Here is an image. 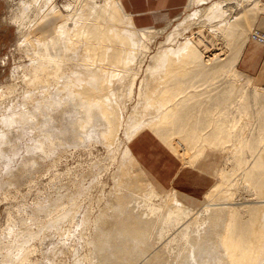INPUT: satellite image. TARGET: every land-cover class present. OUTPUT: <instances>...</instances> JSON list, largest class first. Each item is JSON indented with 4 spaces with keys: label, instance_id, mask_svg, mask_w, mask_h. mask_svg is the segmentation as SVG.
<instances>
[{
    "label": "bare ground",
    "instance_id": "obj_1",
    "mask_svg": "<svg viewBox=\"0 0 264 264\" xmlns=\"http://www.w3.org/2000/svg\"><path fill=\"white\" fill-rule=\"evenodd\" d=\"M42 1H43V3H42ZM55 1L56 0H31V3L23 4L22 16H25V14H26L27 15L26 17H28V13L31 12V10H33V9H36V11H37L36 18L32 21V25H31L32 27H34L35 25L37 26L38 24H40L41 22H43L49 18L51 19V17H53V18L56 17L59 14L61 9H63L67 13L65 16L66 18L57 23L55 33L52 36H50L49 38H46V39H44L40 36L37 39L34 38L36 40V43H34V44L32 43V45H31L34 52L32 54L31 68L29 71L35 73V77H37V73H39V71H43V70L44 71L45 70L50 71L51 70L53 73V77L50 73V75H51L50 79L53 78L54 79L53 82L57 81V84H58L59 79L65 78V76L63 78H61L60 75H58V72L62 73V70H65L66 72L68 71L69 73H70V71L74 70V74L76 75V73H77L78 75L74 76V78H73L69 74L67 75L68 72L63 74V75L66 74L67 77L70 76V78L68 77L69 82L71 83L73 81V83L76 85H73V84H72L73 86L71 84H65L64 85L62 83L64 85L63 87H60V89L57 88L58 90H56V89L52 90V88H54L55 84L52 85L53 83L52 84L50 83L51 85H47L48 84V81H47V84L43 85V83L41 84V81H38L39 83H36V84L41 85L40 86L41 91H42V89H44L43 90L44 92L41 93L42 95H40V98H39V94H36V93L30 94L29 93L30 96H28V97L31 99L32 102H34L35 106L37 104V106L39 105L42 109H44L45 107L48 108L52 112L53 116L52 115L45 116L40 111H38L41 113V115L39 113V116L42 118L32 116L33 115L32 110H31V113L27 111V112H25L26 114L22 115V116H19V115L18 116L9 115L6 117L3 116L4 119L3 118L2 119H3L4 125H6V127L12 126V125L14 126V124H16L17 122L22 123L21 120L22 121L26 120L29 124L32 123L31 126H34L36 124L35 125V127H36L38 124L42 125V123L39 122L40 120L43 121V128H41L42 126H40V125H38L36 127L38 129L40 128L39 130L37 129V131L39 133V136L37 137L38 140L36 142H32V145H30L31 143H29L30 146L28 145L29 146L28 150L34 151L35 149L40 148L46 154L51 153L53 151V149H52L53 146H56V142H55L56 136L47 132V130H49L48 127L52 121L53 122H55L57 120L64 121L65 118L70 119L71 121L78 119V120L74 121L73 123H76L78 121V125L79 126L81 125V127L83 129H85V133L82 134V135L85 134V136H83L84 139L85 138L86 139H92L94 137H95L94 139H96V137H98L99 134L102 135L103 132L105 133V134L103 133V135H106L104 137L106 139H109L110 137L107 138V136H112L116 130L118 131V124L121 121L120 118L122 115L120 116L121 110L119 109V103L118 102L120 101L123 104V107H125V105L127 103V101H125V100L127 99L128 101H130V99H132V97L134 96V93H137V92H138V96H139L140 101L146 100V98H147L146 96L148 95L147 91L145 90L147 78L149 79L153 75H155V74L160 75L161 73H163V75H161L162 78L160 79L161 87L158 88V90H160V91L157 92V90H156L155 94H157V96H155V94H154V96L156 97V101H158V102H156V101L155 102L157 104L159 103L158 107L164 106V108H160V109H162V113H160L161 114L160 118H159V116H160L159 114H158L159 116H157L159 118V120L156 121L157 118L153 117V116H155L153 114L152 117L155 118V120H154L155 124L151 123L154 121H153L152 117H150V120L147 119V121H149L147 125H149V123H151L152 125H150V126L156 132H158L162 135L166 134L167 131L170 132V131L174 130V128H177L178 131L180 130L178 132V135L181 133V131H182V133L184 132V134L186 133L187 135H192L191 138L192 137L194 138L193 143L197 147L196 143L199 142L202 139L203 135L206 134L205 133L202 135V137H200L199 133L201 132V134H202V132L207 130L209 128V126H211V125L207 124L210 121L207 122V120L203 119V117L201 120V116L203 114H200L201 115L200 117H195V115H193L192 113H189L187 111L188 110L187 109L188 108V105H187L188 100H190L191 98H195L193 100L198 99L200 101L201 98L199 99V98H197V96L199 97L200 94L204 93L205 91L203 90L204 92H201L202 90L199 87H201L202 84H204L205 82L209 81L207 78H209L210 80H215L214 78L217 77L219 82H220V83L219 82L218 83L221 84V81H222V84H224L223 81H226L227 83L229 82V80H230L229 76L230 77L232 76L235 79L238 76L242 77V75H243V73H241L237 69L236 61H238L237 59H238L244 45L246 44L245 43L246 39L244 37H243L244 39H242V38L240 39L239 36L241 33H243V31H244L243 28L244 27L247 28L246 21L248 20V17L246 16V14H248V13L245 12L246 14H244V12H242L241 14L237 13L235 15H232L234 10L232 11L231 8L234 7V5L237 3L236 1H238V0H220L213 7L209 8V9L204 8L200 12L198 11L199 13L195 12L196 14H193L192 16H190L191 18L187 22L188 24H191V23H195V21L199 20L200 24H204L206 21L205 20L206 18L218 16L219 14L221 16L222 10L227 11V13L229 14V17L227 18L228 19L227 22H225L226 24L222 26V28H221L222 32L220 33V35L223 36V38H228V39L235 37L236 40L235 39L234 40L236 42L238 40V42L235 43V44H237L236 49H235V46L233 47L235 49V51H234L235 53H234L233 57H231L228 60L231 62L230 64L227 63L228 62L227 59L225 60L224 58H221L218 54L209 58V59H205L203 57H202L203 58L202 59L201 58L202 49H201L200 43L195 42L192 39L188 38L189 40L186 43H184L183 45L179 46L178 49H173V47L171 49L162 47L155 55H153L151 57L152 58L151 63L147 66L146 69H144L142 74H141V69H142L143 62H144L143 56H146V52L149 48V47H147L146 42H150L156 37L155 29H153V28L136 29L132 23L130 16H128L127 14H125V15L128 18V26H129V28H131L129 34L131 35V33H133L134 31H137L139 38H135V36H133V35L132 36L128 35V32H126L122 28H119V27L115 26L114 24H112L116 21V19L113 22V20H111L112 19L111 16H114V14L116 13V7L120 8V9L122 8L121 1L118 2L119 3L118 5L113 0H105L101 4L96 3V1H94V0H84V1L79 0L78 4L76 1L75 3L66 2V3H63L61 5H57L55 3ZM200 1L201 0H194L193 2L198 3ZM204 2H206V1H204ZM255 2L260 5L259 7H262L260 0H255ZM248 9H250V11H251V9H252V11L255 10V8L253 6L251 8H248ZM257 10H259V9H257ZM195 11H197V10H195ZM78 12H81L82 20L77 19L76 15L78 14ZM248 12H249V10H248ZM254 13L255 12H253L251 14V16H253ZM250 19H253V18H250ZM248 21H250V20H248ZM115 23H117V22H115ZM211 23H214V22H211ZM210 25H212V24H210ZM238 32H239V36H238ZM236 34L238 37L234 36ZM216 35H218V33ZM243 35H244V33H243ZM237 38H239L240 41ZM81 47L85 50L84 55L82 56L83 58H81L79 56V53H77V51H74V50H78ZM165 47H167V46H165ZM135 48H140V51H141L140 55H142L140 60L138 61V63H136L138 58L136 59L137 53L135 51ZM206 57L208 58V56H206ZM135 63L137 64L136 70L132 73H128L126 76L124 75L125 76L124 78H121V80L118 83H116L115 86H112V83H111L112 79L111 78H112V75H114V72L116 73L118 71V68H120V67L124 68L125 65L130 66V65L135 64ZM227 66H231V70H230L231 73L228 72L227 70H226L227 72H225L224 69ZM49 71H47V72H49ZM65 71H63V72H65ZM72 74H73V71H72ZM209 74H211V76ZM47 75H48L47 77H49V74H47ZM212 75H214L215 77L213 78ZM121 77H123V76H121ZM138 78L140 80V83L138 86V90L137 89L135 90V85H136L135 83L138 80ZM233 78H231V79H233ZM65 79H63V81ZM71 79H72V81H70ZM205 79H207V81H203ZM247 79L248 80H247L246 84H243V85L241 84V86H239L240 88H238V86H237V89L239 90L238 95L236 94L237 97L232 98L231 96H233L235 94L231 95V93H230L229 97H231V99H233V101L232 100H230V101H232L235 104V107H233V103L231 102L232 108L230 109V111H232L235 108L234 109L235 112L233 110L234 113L231 114L230 116H229L230 111L227 109L229 111V112H227V110H226V107L228 105H224V104H228V103H226V101L229 102L227 99H225L226 94H225V98L223 97L224 94L222 96L226 101L221 102V100L223 101L221 96H219L220 97L219 100L220 99L221 100L220 101L218 100L219 102L223 103V105L220 103L222 105L221 109H223V110L219 109L220 104H219V102H216L217 100H215V97L213 96L215 101L212 100V101H214L212 104L214 105V103L216 102V105H218V107L216 105H214L217 107V110H218V113H217L218 117H217V119H215V121H217V124L218 123L219 124L218 125L215 123L213 124V126L216 125L214 127L215 130H212L213 126L210 127V128H212L211 129L212 132H211V130L210 131L208 130L211 133L206 134V136H208V137H206L205 140H208V143H210L212 146H213V144L219 145V146L220 145L223 146L225 144L227 145V143H229L228 140H230L229 136L231 134H233L232 135L233 138L231 136L230 137L232 139H234V135H235L234 132H236V135H235L236 138L235 139L237 140V137H238V140L235 142H234V140L232 141L234 143V146L232 145L234 148H232V146H231V150H233L232 152H234V154H235L234 159L237 160L236 165L242 166V167H241V169H240V167H239V169L237 168L239 170V172L237 170V173L236 172H234V173H235V175L240 173V175H241L240 177H241V180H242L243 186H244V191L245 190L248 191L249 194H251V196L253 198L252 199L246 198L247 200L246 199L244 200L243 199L244 197H243L242 198L243 201L241 200L242 202L238 203V204L235 202L233 203V201L229 202L230 201L229 199H223V201L228 200V203L227 202L225 203V201L224 202H222V201L216 202V203L214 201L213 202L210 201V203L208 202L207 205L203 209L199 210V212H196V213L192 208L187 207L180 202L176 203L174 201L176 203L175 204L171 200L172 204L173 205L175 204L176 206L174 205V207H172L169 204L170 209L167 208L168 210H166V213H164L163 211L166 207L163 209V206L165 204L161 205V203L160 204L154 203L155 199H157L156 197L158 196V193L154 190H151V191L149 190V193L147 192L148 194L143 196L142 204L144 203L143 205H145V207L146 206L148 207V209L151 211L150 214L152 216H154V215L156 216V223L155 224L158 223L159 226L154 225V226H152L153 228H150V226H151L150 222H148V221L144 222L142 220H139V218L137 216L132 221H130V226H131L130 228H127V226H126V228H124V229H121V230L118 229L119 231H117L116 234L107 233V232H104L103 230L99 229V233H97V237L95 236L96 238L94 237V241L100 242L101 244L95 245L96 243H94V241H92V243H94V246H92L91 253H90V255H88V261L84 264H93V262L95 260L94 258H97V257L101 258L100 262H103L101 264H113L114 263L113 259H115V258H116L115 260H116V262H118V264H128L129 262L133 261L132 259H129L130 257L133 259L136 258L135 260L138 261V262L134 261L131 264H141L142 262L143 263L146 262L145 264H157V263L162 261L161 259H162L163 255L159 254L160 252L159 253L156 252L157 254H154V256H153L154 259L150 263L148 261V259L150 258L151 254L149 252H147V250H143L140 248L141 247L140 244H142V243L147 244L150 242L149 240L152 239V237H153L152 235L155 232L154 231L155 229L157 231V235H156L155 240H158V244L163 245L165 243V246H169V245L171 246V244H173V243L174 244L179 243V242L182 243V241H183V243L185 241V242H188V244H190L189 250L187 249V251H189V252L185 257V260H183L182 258H180V259H182V261H180L179 259H178L179 261L175 259L176 264H264V155H263L264 153L262 151L264 149V89H261V87L253 84L254 78L247 77ZM236 80H238V79H236ZM45 83H46V81H45ZM218 83H217V85H218ZM219 86L221 87L223 85H219ZM226 87L227 86H225V88ZM229 87H231V86H229ZM229 87H228V90L230 89ZM235 87L233 86L232 89ZM38 88H39V86H38ZM222 88H224V87H222ZM202 89H205V88H202ZM216 89H219V88H215L214 91H216ZM232 89H230V90L232 91ZM208 90L212 91V88L211 89L209 88ZM214 91H212V93ZM219 91H220V89H219ZM221 91H222V89H221ZM221 91H220V95L222 94ZM222 92L225 93L224 91H222ZM226 93H227V90H226ZM233 93H235V92H233ZM144 94H145V99H143ZM207 94L210 96V93H207ZM218 94L219 93L217 92V94H216L217 99H218V97H217ZM227 94L229 95V92ZM204 95H205V93H204ZM152 96H150V99ZM80 98H83L85 100H80ZM210 98L211 97H209V99ZM206 99L207 98H205V100ZM209 99H208V101H209ZM248 99L250 100L249 105L250 106L252 105L251 108H252L253 114L251 115V118H248V117H250V115L248 116L247 114H250V113H248V107L245 106L246 104H248V101H249ZM153 100H151V101H153ZM199 101H198V103H199ZM210 101H211V99H210ZM246 101H247V103H246ZM131 102H132V100H131ZM146 102H143V103H146ZM150 102H147V103L149 104ZM155 102L153 105H155ZM191 102H192V100H191ZM196 103H197V101H195V104ZM70 104H71V107H72V105H79V106H81V109L79 108L80 110H77V107H79V106H77V107L75 106L76 107L75 111H73V109H72V112H71V111H69V109H67L68 107L71 108L69 106ZM141 104H138V105H141ZM160 104H162V106H160ZM153 105H151V106L153 107ZM191 105H194V104H191ZM200 105H202V104H200ZM208 105H210V104L208 103ZM231 105H229V108L231 107ZM155 106H157V105H155ZM195 106H197V105H195ZM204 106H205V104H204ZM223 106H224V108H222ZM152 107H151V110H153V109L156 110L155 107H153V108ZM189 107H191V106H189ZM41 108H40V110H41ZM193 108L195 109V107H193ZM201 108H203V107L201 106ZM209 108H210V106H209ZM197 109L202 110L203 113L206 112V111H204L206 108L200 109V107H196V110ZM38 110H39V107H38ZM49 110L48 111L46 110V111L50 112ZM69 112H71V113H69ZM152 112L154 113V111H152ZM155 112H157V111H155ZM20 113H21V111H20ZM22 113H24V112H22ZM55 113H61V114H57L58 117L60 115H63L62 113H68V114L73 113V114H77V116L72 114V115H69V117H68V115L66 116L64 114L66 117L63 118L64 120H62L61 117H64V116H60L59 118H57L54 116ZM141 113L144 116L145 115L144 113H146V112H141ZM230 113H232V112H230ZM36 114H38V113L36 112ZM49 114H51V113H48V115ZM78 114H81V117H78ZM195 114L197 116H199L198 111L195 112ZM206 114L208 115V113H206ZM43 115H44V118H43ZM148 115L151 116L150 114H148ZM245 115L248 117H244ZM144 119H143V122L146 123V121H144ZM211 119H208V120H211ZM205 120L207 123L205 122ZM226 120L229 121V122L227 121L228 124L226 123ZM66 121H68V120H66ZM220 121H223V123H220ZM27 122H26V124H27ZM136 122L138 123L137 120H136ZM136 122H134V124H136V127H137L139 124L137 125ZM143 122H141V123H143ZM60 123H63V122H60ZM64 124H65V122H64ZM144 124H142L141 126H143ZM220 124H222V125H220ZM225 124H226V127L228 129H230V128L233 129V130L231 129L233 131V133H231V134L226 133L225 134V132H226L225 131L226 130ZM101 126L105 128V129H103L105 131L100 132ZM145 126H146V124H145ZM132 127H133V124H132V126L130 125L128 130L131 131L130 128H132ZM56 128L54 127V129H56ZM58 128H60V127L58 126ZM134 128H135V126H134ZM54 129L52 128V130H54ZM64 129L68 130L67 128H64ZM177 130H174V132ZM37 131H35V132H37ZM50 131H51V129H50ZM138 131H140V130H138ZM138 131H135V132L137 133ZM247 131L251 132V134H249V132H248V134L251 135L252 137H248L247 134L245 135V133H247ZM3 132H6V131H3ZM57 132L59 134H62L59 131H56L54 133H57ZM187 132H189V133H187ZM32 133H33V131H32ZM6 134L5 133L0 134V145L2 143H5ZM135 134L132 135V133H131V134H128V136L130 137V135H132L134 137ZM173 134H175V133H173ZM101 135L98 138L102 139L103 135H102V137H101ZM175 135H177V133ZM175 135H173V136H175ZM167 136H169V135H167ZM133 137H131V138H133ZM181 137L178 139H176L177 136L173 137V138H175L176 140L179 141V139H181ZM170 138H172V137H170ZM198 138H201V139L199 140ZM7 139H9V138H7ZM182 139H181V141H182ZM59 140L61 141V139H59ZM127 140L129 141V139H127ZM168 140H169V137H168ZM183 140H185V138ZM195 140L197 142H195ZM203 140H204V138H203ZM188 141L189 140H187V144H188ZM61 142L63 143V141H61ZM66 142H67V140H66ZM172 142H169V143L172 144ZM191 142H192V139L190 140L189 144H191ZM6 143H7V141H6ZM57 143H59V142H57ZM177 143L181 144L180 142H177ZM203 145H205V143L201 144L202 147H204ZM179 146H181V145H179ZM189 146L190 147H188V148H190V149L195 148V147L192 148L191 145H189ZM206 146H208V145H206ZM219 146H217L218 150H219ZM214 147H216V146H214ZM126 148L127 147L125 146V151H126ZM198 148H200V147H197L195 150H197ZM221 148H224V147H221ZM225 148L227 149V146ZM127 152L131 155L128 148H127ZM187 153L189 154V152H187ZM243 153H245V154H243ZM246 153H247V155H246ZM242 155H244V156H242ZM6 156H8V155H6ZM2 157L3 156H1L0 158H2ZM5 159H7V158H5ZM7 167H9V166H7ZM231 175L229 174V177ZM224 177H227V176L225 175ZM233 177H234V174H233ZM229 180H231V179H229ZM229 180L226 179V181H229ZM236 180L237 179H235V181ZM241 180H239V181L237 180L238 183L233 182L232 185L235 186V184H239V182H241ZM228 185H230V184H228ZM214 188L212 189L211 192H213V190H215ZM211 192L209 191L208 195L212 197V194L214 192L213 193H211ZM236 192H237V190H236ZM248 192H247V194H248ZM210 193H211V195H210ZM234 194H232V197H234L233 196ZM221 196H223V195H221ZM250 197H248V198H250ZM233 199H231V200H233ZM220 200H222V199H220ZM163 201H161V202H163ZM73 203H75V201H73ZM75 204H73V205H75ZM225 205H227L229 207L227 208V206L225 207ZM76 206L77 205L73 206V208H75ZM222 206H224L225 208ZM66 207L67 206H64L63 208L65 209ZM64 209H62V211ZM65 210H68L67 213L69 212V209H65ZM65 210L62 212L63 214H60V215L64 216V215H68L71 212L74 213V211H72L70 209L71 212H69L68 214H66V213L64 214V212H66ZM46 211H47V209H46ZM49 212H51V211H49ZM162 213H164V214H162ZM60 215L59 214L57 215L58 217L56 218V220L59 218ZM70 215H68V216H70ZM72 215L69 218L70 222L75 220V218H73ZM85 215H87V213ZM122 215H123V213H122ZM146 215L147 214H144L143 216L146 217ZM68 216H66V217H68ZM73 216L76 217V215H73ZM88 216L89 215L85 216V218H88ZM143 216H142V218H143ZM60 217H62V216H60ZM64 218L65 217H62L63 220H64ZM85 218H84V220L88 221V219H85ZM89 218H90V216H89ZM59 219L62 220L61 218H59ZM59 219L57 221H60ZM127 219L129 220L130 218L128 217ZM146 219H148V218H146ZM54 220H55V218H54ZM63 220L60 222H64ZM81 220H83V218ZM84 220H83V222L80 223V225L82 224L83 227L86 226V221H85V226H84ZM65 221H67V219ZM52 222L55 223L56 221L52 220ZM206 223H207V225L209 223V227L207 228L208 230L204 234H202V232L205 230L204 229L205 225H203V224H206ZM51 224L53 225V223H51ZM61 224L62 223L58 224V226ZM202 225L204 226V228L202 227ZM58 226H57V228H58ZM120 228H121V226H120ZM68 234H69V232H68ZM113 235H115V236H113ZM111 236L113 237V239H111ZM111 241L117 242V243L120 242V243L114 244ZM14 242H15V240H14ZM12 244H11V246H12ZM185 244H187V243H185ZM188 244H187V246H189ZM179 245H180V243H179ZM183 246H184V244H183ZM120 247H125V249L124 250L123 249L122 250H116V248L120 249ZM175 247H177V246H175ZM11 248H13V246ZM19 248H21L20 252L18 251L17 255L15 253L14 258L10 257L11 260L7 259V260H9L8 262H12L13 264H23L26 261L28 254H29L28 248L25 249L22 245H20ZM19 248H18V250H19ZM126 248H129V249H126ZM168 248H166V249H168ZM95 249H97V252ZM172 250L170 249V251H172ZM218 251L223 253V254L221 253L222 256L220 255V253ZM216 252H218L217 254H219V256H221L220 259H219L218 255H217V257L214 256V254L216 255ZM171 253H169V254H171ZM176 256H178V254ZM213 257L218 258L219 261L218 262L216 260L214 261ZM119 258H121L123 261H120L121 259H119ZM91 259H94V260L92 261ZM168 260H169V258H168ZM94 264H95V262H94Z\"/></svg>",
    "mask_w": 264,
    "mask_h": 264
},
{
    "label": "rangeland",
    "instance_id": "obj_2",
    "mask_svg": "<svg viewBox=\"0 0 264 264\" xmlns=\"http://www.w3.org/2000/svg\"><path fill=\"white\" fill-rule=\"evenodd\" d=\"M76 1L78 4L79 0H56L55 3L57 5H61L66 2L75 3ZM94 1H96V3L101 4L105 0H94ZM113 1H115L118 5L119 4L118 2L120 0H113ZM193 1L194 0H190L186 10L178 18L171 21L164 27L153 28L156 31V37L152 41L146 42V45L149 48L146 52V56H143L144 62H143V66L141 69V74L143 73L144 69H146L147 66L151 63L152 61L151 57L155 55L162 47L170 48V49L173 47V49H178L179 46L186 43L189 39H192L193 41L200 43L201 49H202L201 58L203 57L205 59H209L218 54L221 58H224L225 60L227 59L228 61L231 57H233L235 53L234 51L237 47L236 46L237 44L235 43H237L238 40L236 42L235 37L228 39V38H223V36L220 35V33L222 32L221 28L223 25L226 24L225 22H227L228 20L227 18L229 17V14L227 13V11L222 10L221 16L220 14L218 15L219 17L214 16L211 18L210 17L206 18L205 19L206 21L204 24H200L199 20L195 21V23H191V24L187 23L188 20L191 18L190 16H192L193 14H196L198 11L200 12L204 8L209 9L213 7L220 0H204L206 2L201 0L198 3H195ZM236 2L237 3L234 5V7L231 8L232 11L234 10L232 15H235L237 13L241 14L242 12H244V14L248 13L246 14V16L248 17V20L250 21L248 20L246 21L247 28L246 27L243 28L244 35L243 33H241L239 36V32H238V36L240 37V39L245 38L248 43L250 33L252 32L254 28H257L256 19L260 16V13L264 11V9L262 7H259L260 5L256 3L255 0H248V1L238 0ZM26 3H31V0H0V134L7 133L5 143H2L1 144L2 146L0 145V149L4 152L3 153L0 150L1 151L0 157L3 156L2 157L3 159L0 158V264H13L12 262H8L9 260L7 259L11 260L12 257L14 258L15 253L17 255L18 251L20 252L21 250V248H19L20 245H22L25 249L28 248V251H29L28 257L23 264H84L88 261V255H90L91 248L92 246H94V243H96L95 245L101 244L100 242L94 241V237L95 236L97 237V233H99V229L107 233L116 234L117 231L126 228V226L127 228H130L131 227L130 221H132L137 216L139 220H142L144 222L146 221L150 222L151 223L150 228H153L152 226L154 225L159 226L158 223L155 224L156 216L155 215H154L155 217L152 216L150 214L151 211L148 209V207L147 206L145 207V205H143L144 203L142 204L143 196L148 194L149 190L150 191L154 190L158 193V196L156 197L157 199H155L154 203H157V204L161 203V205L165 204L163 206V209L166 207L163 211L164 213H166V210L170 209V205L174 207V205L177 202H180L192 208L196 213V212H199V210L203 209L207 205L208 202L210 203V201L211 202L214 201L215 203L225 201V203L226 202L228 203V200L223 201V199H229L230 200L229 202L233 201V203L235 202L238 204V203H241L243 199L245 200L246 198L247 199L253 198L251 194H249L248 191L246 190L244 191V186H243V182L240 177L241 176L240 173L237 175H235L234 173V172L237 173V170L239 169V167L240 169L242 167V166L236 165L237 160L234 159L235 154L234 152H232L233 150H231V146L232 145L234 146V143L232 141L233 140L234 142L237 141L238 137L236 140L235 139L236 132H234L235 134L234 139H232L233 134L231 133H233L232 131L233 129L232 128L228 129L226 127V124H225V127H226L225 134L230 133L231 134L230 136L232 137L231 138L229 136V139L231 141L228 140L229 143H227V145L225 144L227 146V149L225 148L226 147L225 145L223 146L220 145L221 147H224V148H221L219 145L206 146L207 142L204 141L205 145H203L204 147L202 148H204L205 150L198 156L192 157L191 153L188 154V153H182L179 151L177 152L175 151L188 164L195 165L199 162H207L206 164L207 168L212 171L213 177H214L213 186H216L214 188L215 190H213L214 193L211 192L214 194V195L212 194V197L213 196L214 197L212 198L211 196L208 195V197L202 200V202L191 203L189 201L184 200L182 197H180L175 192L159 191L154 186V184L151 182V180L146 176V174L140 169V167L138 166L134 158L127 152L128 142H129L127 139L130 140V138L133 137L132 135L136 133L135 131L141 130L143 129V127L145 128L146 126L151 127L150 126L152 125L151 123L155 124V121H154L155 118H157L156 121H158L159 118L161 117L160 113H162V109L160 108H164V106L160 104V106L162 107H158L159 103L158 104L156 103L158 101H156L155 96H157V94H155V92L156 90L157 92L160 91L158 90V88L161 87L160 79L162 78L161 75H163V73H161L160 75L155 74L149 79L147 78L145 90L147 91L148 95L146 94L147 95L146 100L140 101L138 92H137V93H134V96L132 97V99H130V101H128L127 99L125 100L127 101L125 107H123V104L120 101L118 102L119 109L121 110L120 116L122 115L120 118L121 121L118 124V131L116 130L112 136H107V138L110 137L109 139H106L104 137L106 136V135H103L104 132L102 133L103 137L101 134H99V136L101 135L102 139L98 138L99 136L96 137V139H94L95 137L92 139H86V138L84 139L83 136H85V134L84 135L82 134L85 133V129H83L81 125L80 126L78 125V121L76 123H73L74 121L78 119L71 121L70 119L65 118L67 115L69 117V115H72L73 113L72 114L62 113L63 115H60V116H64V117H61V119L64 120L63 118H65V120L60 121L56 119L57 121L54 120L55 122L52 121L53 123L50 121L51 126L49 125L48 127L49 130L46 129L48 133L53 134L58 138L57 139L55 137L56 146H53L52 148L53 151L51 153L46 154L40 148H37L34 151L28 150V147L32 145V142H36L38 140L37 137L39 136V133L37 131L38 128L36 127L40 125L42 126L41 128H43V121L40 120L39 122H41L42 125L38 124L36 127H35L36 124L34 126H31L32 123L29 124L26 120H24L25 122L21 120L22 123L17 122L18 123V124L16 123L17 125L14 124V126L12 125V126L6 127V125H4V122H3L4 117L9 116V115L22 116V115H25L26 114L25 112L27 111L31 113V110L33 114L32 116L40 117L39 116L40 112H42L45 116H50V115L53 116L52 112L48 108L43 107L44 109H42L39 105L37 106V104L35 106L34 102H32L31 99L28 97L30 96L29 93L39 94V98H40V95H42L41 93L44 92L43 91L44 89H42L41 91V88H40L41 85L36 84V83H39L38 81H41V84L43 83V85H46L47 81H48L47 85H51L52 83H53L52 85L55 84L56 86L54 85V88H52V90L53 89L58 90L60 89V87H63L65 84L76 85L73 83L72 79L70 80L72 81L70 83L68 77L70 78L71 76L74 78V76H77L78 74L76 73L75 75L74 70H72L73 74H72V71H70L72 75L68 71L67 73L65 70H62V73L58 72V75H60L61 78L65 76L66 79L65 78L63 79L67 81L66 82L64 80L66 82L65 83L63 79H59L58 80L59 85H58L57 81H55L56 82L55 83L53 82L54 81L53 78L50 79L51 75L53 77V73L51 70L50 71L47 70L49 72H47L46 70L39 71V73H37V77H35V73L29 71L31 68L32 54L34 52L31 45L32 43L33 44L36 43V40L34 38L37 39L39 38V36L36 31V28H37L36 25L34 27L31 26L32 21L36 18V15H37L36 9L31 10V12L28 13V17H26L27 16L26 14L25 16H22L23 4H26ZM252 6L255 8V10L252 11L253 9L252 8L250 11V9L248 8H251ZM119 9L120 8L116 7V13L114 14V16H111L112 18L111 20H113L114 22L116 19L115 22H117V23L114 22L112 24H114L115 26L119 28H122L124 31L128 32V35H130L129 32L131 28H129L128 26V18L126 17L123 9L122 8L120 10ZM247 9L249 10L250 13L248 12ZM253 12H255L254 13L255 16L253 15L254 17L251 16ZM66 14L67 13L63 9H61L59 14L56 16L57 18H59L58 22L64 20L66 18L65 17ZM76 17L77 19L82 20L81 12H78ZM250 18H253V19H250ZM52 22H53V25L55 24V27H56L57 23H54V21ZM211 22H214V23H211ZM259 28L261 27L258 26V29ZM217 33L218 35H216ZM132 35L135 36V38H139L137 31H134L133 33H131L130 36ZM234 36H237V34ZM234 46H235V49L233 48ZM74 51H77V53H79V56L83 58L82 56L84 55L85 50L82 47ZM135 51L137 53L136 59L138 58L136 63H138V61L140 60L142 56L140 55L141 54L140 48H135ZM206 56H208V58ZM136 63L130 66L125 65L124 68L122 67L118 68V71L116 73L114 72V75H112V78H111L112 86H115L116 83H118L121 80V78H124L128 73L134 72L136 70V65H137ZM227 63L230 64L231 62L228 61ZM237 67L241 72H243V70L239 67V65H237ZM224 70L225 72L228 71L231 73L230 71L231 66H227ZM64 73H67V75L69 74L70 76L67 77L66 74L63 75ZM47 74H49V77H47L48 76ZM209 75L211 76V74ZM212 77L214 78L215 76L212 75ZM247 77L254 78L253 84L261 87V89H264V79H259L258 77H255L254 75L248 74L245 72H243L242 77L238 76L235 79L232 76L231 77L229 76L230 80L228 83L226 81H223L224 84H222V81H221L220 85H223V86L221 87L219 86V89L220 91L222 89V91H224L225 93L227 90V93L229 92V94L231 93V95L235 94L231 96L232 98H235L237 97L236 94L238 95V91H239L237 89V86L238 88H240L239 86H241V84L242 85L246 84L248 80ZM207 79L210 80L209 78ZM207 79L203 81H207ZM214 79L215 80L213 81H219L217 77H215ZM139 83H140V80L138 78V80L135 83L136 84L135 90L136 89L138 90ZM206 85L207 84H204L203 86L206 87ZM38 86L40 89L38 88ZM225 86L227 87L225 88ZM233 86L234 87L236 86L235 87L236 89L233 88L235 91L232 89ZM228 87L232 89V91L230 89L228 90ZM219 89L216 90L215 93L219 91ZM222 91H221L222 93L221 97L224 94ZM201 92H203V90ZM207 93H210V96ZM213 93L211 90H207L205 95L204 94L203 95L207 97H212ZM203 95L200 94V97H202ZM150 96H152L153 98L151 97L150 99ZM231 97H230V100L233 101ZM143 99H145V94H144ZM222 99L223 101L221 100V102L226 101L223 97ZM80 100H85V99L80 98ZM146 101L147 102L151 101V102L148 104ZM232 101H229V102L226 101V103H228V104H224V105H228L227 106L228 108L225 106L226 110L228 109L230 111V109L232 108V105H231L233 103ZM143 102H146V103H143ZM154 102H155V105L157 106L153 105ZM249 102L250 100L248 101V104H246L245 106L248 107V113H250V114H247V113L246 114L248 116L250 115V117L246 115L244 117L251 118V115L253 113H252V108H251L252 105L250 106ZM138 104H141V105H138ZM221 104L223 105V103ZM221 104L219 105L220 109L222 106ZM151 105H153V107H155L156 110L154 109L151 110V107H152ZM229 105H231L230 108H229ZM69 106L71 107V104ZM75 106L77 107L79 105H72L73 108L72 107L69 108L67 106L68 107L67 109H69V111L71 112H72V109L73 111H75L76 109ZM201 106L203 108L207 107L206 105L205 106L197 105L195 106V109L196 107H200V109H203L201 108ZM33 107L37 109L35 110ZM38 107H39V110H38ZM233 107H235L234 103H233ZM79 108L81 109V106L77 107V110H80ZM222 108H224V106ZM136 109L137 110L139 109L138 110L139 112ZM46 110L47 111L49 110L50 112H47ZM228 110L227 112H229ZM233 110L230 111L232 113L229 112V116L235 112V110L234 112ZM152 111H154V113ZM36 112L38 114H36ZM141 112H146L144 113L146 116L145 115L143 116ZM217 112L218 110H216V113ZM48 113H51V114L48 115ZM57 114H61V113L54 114L55 117L59 118L60 116L58 117ZM148 114H150L151 116H149ZM153 114L155 116H153ZM44 115H43V118H44ZM73 115L77 116V114H73ZM152 116L155 118H153ZM157 116H159V118ZM78 117H81V114H78ZM150 117H152L154 122L150 121L151 123L147 125L149 122L147 121V119L150 120ZM213 117H216L212 119L213 122L211 120H207V122L210 121L209 123H207L205 120L207 124L211 125V126L208 125L209 128L212 127L214 123L217 124V121H215V119H217L218 114L214 115ZM143 119L144 121H146V123L143 122ZM136 120L138 121V123L136 122ZM140 121L143 123H141ZM227 121L228 120H226V123L228 124L229 121L228 122ZM26 122L30 127L26 124ZM60 122H63V123H60ZM134 122H136L137 125L138 124L139 125L136 127V124H134ZM144 123L146 124V126ZM220 123H223V121H220ZM132 124H133V127L130 128L131 131H129L128 129L130 125L132 126ZM142 124L144 125L141 126ZM58 126L60 128H58ZM215 126L216 125L213 126V129L212 128L209 129L207 127L208 129L205 130L206 132L204 131L202 132V134L200 132L201 135L199 136L202 137V135L205 133L206 134L211 133L212 130H215L214 129ZM54 127L55 128L57 127V128L54 129ZM52 128L54 130H52ZM64 128H67L68 130ZM50 129L52 132L50 131ZM103 129L105 128L101 126L100 132L105 131ZM208 130L209 131L211 130V132H209ZM3 131H6V132H3ZM53 131L54 132L59 131L62 134H59L58 132L57 134V133H54ZM130 132L132 133V135H130L129 137L128 134H131ZM248 132L249 131H247L245 135L247 134L248 137H252L251 135H249L251 134V132H249V134ZM206 134L203 135L202 139L200 138L201 139L200 141L203 140L204 136L206 137ZM59 139H61L63 143ZM66 140L68 143L66 142ZM78 140L80 142L82 140L83 141L80 143ZM29 143L31 144L29 145ZM125 146L127 147L126 151H125ZM217 146H219V150L217 149L218 148ZM233 146L232 148H234ZM262 151L264 153V149ZM6 155H8L9 157ZM5 158H7L8 160ZM7 166H9L10 168ZM229 174L230 175L232 174V175L229 177ZM233 174H234V177H233ZM225 175L227 177H224ZM225 178L227 180L229 179L231 180L226 181ZM235 179H237L238 181L241 180V182H239V184L240 183L241 184L240 185L235 184V186L232 185L233 182L238 183V181L237 180L235 181ZM235 189L237 190V192ZM234 193L235 194L237 193V194L235 195ZM232 194H234L233 195L234 197H232ZM171 200L173 201V203L175 202L176 203L173 205ZM73 201L77 203L75 204L73 203ZM73 204L77 206L73 208V206H75ZM64 206H67L65 209H69V212H71L72 210L74 211V213L68 212L69 213L68 214L67 213L68 210H65L63 208ZM226 206L227 205H225V207ZM228 207L229 206H227V208ZM45 208L47 209V211ZM62 209L66 211L64 212V214L66 213L68 215L70 214L76 215V217L72 215V217L75 218V220L73 219L74 221L70 222L69 218L71 215L70 216L60 215V214H63L62 212L64 210L62 211ZM86 213L87 215L90 216V218L89 216L88 218H85V216H87L85 215ZM58 214L62 217H65L67 221H65L66 220L65 218L63 220L62 217L60 216L59 218H61L64 222H60L62 220H60L59 218L58 219L60 221H57L58 219L56 220V218L58 217L57 216ZM144 214H147L146 217L143 216ZM142 216L144 219L142 218ZM128 217L130 218L129 220L127 219ZM82 218L83 220L84 218L88 219V221L84 220V226H85V221H86L85 227H83L82 224H81L82 226L80 225V223L83 222V220H81ZM52 220L56 221L57 223L59 222L58 224L60 223L62 224L58 226V224L56 222L55 223L52 222ZM51 223H53V225ZM203 225H205V228ZM203 225L202 227L205 230L202 232V234H204L208 230L207 228L209 227V223L208 225L207 223ZM154 231L155 232L152 235L153 237L151 240H149L150 241L149 243L140 244L141 249L147 250V252L151 254L150 258L148 259L150 263L154 259L153 258L154 254H157L159 252H160L159 254L163 255L161 259L162 263L159 262L157 264H165L166 262H167L166 264H176V260L178 259L180 261H182V259L185 260V257L189 252L187 251V249L189 250V247H190V244H188V242H185V241L184 243L183 241L182 243L179 242L180 245L179 243H175L176 245L173 243L171 244V246L170 245L165 246V243H164L163 244L164 246H163L161 244H158V240H155L157 231L156 229ZM111 239H113L112 236H111ZM14 240L16 243L14 242ZM92 241H94V243H92ZM112 243L118 244L120 242L118 243L112 242ZM185 243H187L189 246H187V244ZM11 244L13 248H11L12 247ZM183 244L185 247L183 246ZM122 249L124 250L125 247H120V249L116 248V250H122ZM126 249H129V248H126ZM170 249L171 250L173 249V250L170 251ZM95 250L97 252V249ZM168 252L169 253L172 252V253L169 254ZM218 252H216V255L214 254V256L216 257L217 255L219 256V254H217ZM219 253L222 256L223 253L222 252H219ZM177 254L178 256H176ZM221 256H219V259ZM94 259H91V260L92 261L94 260L95 264L103 263V262H100L101 261L100 257L99 258L97 257ZM115 259H113V262H114L113 264H118V262H116ZM129 259H132L133 261L129 262L128 264H131L134 261L138 262L137 260H135L136 258L133 259L130 257ZM213 259L214 261L215 260L217 262L219 261L218 258L213 257ZM120 261H123V260L121 259ZM145 263L142 262L141 264H145Z\"/></svg>",
    "mask_w": 264,
    "mask_h": 264
},
{
    "label": "crops",
    "instance_id": "obj_3",
    "mask_svg": "<svg viewBox=\"0 0 264 264\" xmlns=\"http://www.w3.org/2000/svg\"><path fill=\"white\" fill-rule=\"evenodd\" d=\"M120 1H121L122 9H124L123 10L124 13L130 16L132 23L136 29L164 27L171 21L178 18L186 10L190 2V0H120ZM260 1L264 9V0H260ZM58 19L59 18L57 17L54 18L51 17V19L49 18L41 22L40 23L41 25L38 24V26H36L37 27L36 31L38 36L42 38H49L52 34H54L56 27L55 24L53 25L52 21H54V23H58ZM256 25L257 28L254 29H258L259 26L261 28H259L258 30L264 33V11H262L260 13V16L256 19ZM245 43L246 44L244 45L237 59L238 61H236V67L237 65H239V67L243 70V72L252 74L255 77H258L259 79H264V44H261L259 42L250 39V35H249L248 43L247 40ZM218 82L219 81L209 80L204 83L207 84L208 86L206 85V87H204L203 86L204 84H202L200 89L204 90L205 91V92L203 91L204 93H206V91L209 88L210 89L212 88L213 91L215 90V88H219L220 84L217 85ZM217 92L219 93L217 96L218 99L216 98ZM217 92L213 93V96L215 97V100H217L216 102H219L221 100V99L219 100L220 98L219 96L221 95L219 91ZM204 93L201 94L203 95ZM225 94H226V98H225ZM213 96L210 98L211 101L207 96H202V97L197 96V98L199 99L201 98L200 101L197 98H196L197 100H193L195 98H191L187 102L188 105L187 111L195 115V117H200L201 116L200 114H203L201 116V120L202 117L203 119L206 120L211 119L214 115L218 113V112L216 113L218 105H216V102L214 103V105H216L217 107L212 104L215 101ZM229 96L230 94L227 95V93H224L223 97L225 99H228V101H230ZM205 98L207 99L205 100ZM208 99L211 103L208 101ZM195 101H197L196 104ZM198 101L200 104L202 105L205 104L207 106L206 109L204 110L206 111L204 112L205 114L202 112V110H198V109L196 110L193 108L195 107V105H200ZM208 103L210 105H208ZM220 103L221 102H219V104ZM197 111L199 113V116L196 115L197 113L195 114V112ZM206 113H208V115ZM214 118L215 117H213L212 119ZM174 130H177V128H174ZM174 130L170 131V133L169 131H167L166 134L162 135L156 132L152 127H145L140 131H138L134 135V137L129 140L128 142L129 152L131 153V156L134 158L140 169L146 174V176L151 180V182L159 191L175 192L184 200L189 201L191 203L202 202V200H204L208 196L209 191L211 192L212 189L215 187L213 186L214 177L212 171L207 168L206 165L207 162H199L195 165L194 164L191 165L186 163L182 159V157L178 155L176 152L177 151H180L182 153L189 152V154L190 153L192 154V157H194L195 155L198 156L205 150L201 146V144H203L204 141L207 142L208 146L211 145L210 143H208V140H205V138L208 136L204 137L203 141H199L200 138H198L199 142L195 140V142H197L196 143L197 147H200L197 150H195L197 147L193 143L194 138L193 137L191 138L192 135H187L186 133L184 134V132L182 133L181 131L179 136L178 132L180 130L179 131L177 130L175 132ZM173 133L175 134L177 133V135ZM176 136H177L176 139L182 136L181 139L185 138V140L182 139L181 141V139H179L178 141L175 138H173ZM168 137L169 140L171 139L170 141L168 140ZM191 139L192 142L191 144H189ZM187 140H189L188 144H187ZM169 142H172V144H170ZM177 142H180L181 144ZM189 145H191L192 148L194 147L195 148L190 149L188 148L190 147Z\"/></svg>",
    "mask_w": 264,
    "mask_h": 264
},
{
    "label": "built area",
    "instance_id": "obj_4",
    "mask_svg": "<svg viewBox=\"0 0 264 264\" xmlns=\"http://www.w3.org/2000/svg\"><path fill=\"white\" fill-rule=\"evenodd\" d=\"M250 39L259 42L261 44H264V33H262L260 30L258 29H254L251 33H250Z\"/></svg>",
    "mask_w": 264,
    "mask_h": 264
}]
</instances>
